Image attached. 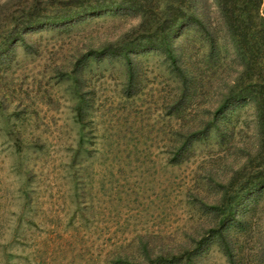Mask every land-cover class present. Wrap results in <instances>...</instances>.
<instances>
[{
  "label": "rangeland",
  "instance_id": "obj_1",
  "mask_svg": "<svg viewBox=\"0 0 264 264\" xmlns=\"http://www.w3.org/2000/svg\"><path fill=\"white\" fill-rule=\"evenodd\" d=\"M24 1L0 0V24ZM57 1L41 5L47 12ZM196 3L225 54L209 69L202 37L178 58L216 88L215 78L233 80L240 67L213 1ZM135 24L118 12L86 16L67 30L36 28L24 35L27 46L17 43L0 60V264H111L118 256L143 262L144 250L197 252L216 223L220 182L255 155L252 105L221 132L207 131L220 89L206 88L182 117L169 115L177 82L159 53L136 58L133 96L115 60L90 61L77 81L72 65L90 45ZM178 133L198 141L175 165ZM262 201L251 208L247 232L235 236V264H264ZM193 264L230 263L212 245Z\"/></svg>",
  "mask_w": 264,
  "mask_h": 264
},
{
  "label": "trees",
  "instance_id": "obj_2",
  "mask_svg": "<svg viewBox=\"0 0 264 264\" xmlns=\"http://www.w3.org/2000/svg\"><path fill=\"white\" fill-rule=\"evenodd\" d=\"M212 1L217 7L228 43L235 53L236 59L232 61H236L240 67L233 80L215 78V81H220L216 88L210 76H200L198 68L178 58L180 50H188L191 39L195 43L202 37L208 40L203 45L207 48L203 60L210 65L209 69L218 64L214 60L225 54L224 49L216 48L214 42L217 39L208 29V13L204 15L197 11L196 0H58L51 6L54 9L47 12L45 9L48 5L43 7L41 0H26L7 14L6 19L2 20L3 24H0V60H4L9 52L14 51L17 43L22 47L27 46L24 35L36 28L67 30L92 14H131L137 24L116 37H106L97 48L90 45L72 65V73L77 76L78 82H81L90 61L103 58L115 60L126 70L127 95L133 96L131 90L136 83L134 78L138 73L136 65L139 62L136 58L145 52H156L164 57L168 63L165 62L168 73L177 82L169 111V115L176 119L184 115L189 102L202 97L206 88L220 89L215 94H220V98L211 97L216 108L209 119L208 132H221L247 105H252L259 145L253 158L247 159L246 165L236 170L232 168L226 181L220 182V188L224 191L221 190L219 204L213 207L218 212L216 223L208 229L207 238L198 241L197 252L188 249L180 253L160 250L156 255H151L144 250L139 254L144 257L143 262L132 258L129 262L122 261L118 256L111 264H193V259L212 245L222 252L230 264H235L239 246L235 236L247 232L251 208L264 200V0ZM197 135L193 133L184 138L178 133L180 145L172 154V163L180 165L183 162L192 143L198 141ZM259 215L258 221L261 220Z\"/></svg>",
  "mask_w": 264,
  "mask_h": 264
}]
</instances>
